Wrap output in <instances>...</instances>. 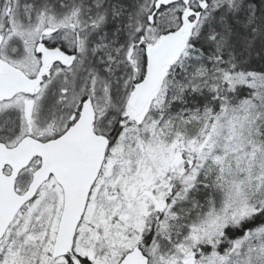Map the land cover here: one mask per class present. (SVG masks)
Wrapping results in <instances>:
<instances>
[{
  "label": "snow or ice",
  "instance_id": "1",
  "mask_svg": "<svg viewBox=\"0 0 264 264\" xmlns=\"http://www.w3.org/2000/svg\"><path fill=\"white\" fill-rule=\"evenodd\" d=\"M0 264H264V0H0Z\"/></svg>",
  "mask_w": 264,
  "mask_h": 264
}]
</instances>
